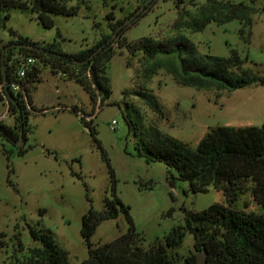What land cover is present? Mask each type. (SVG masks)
<instances>
[{
  "label": "rangeland",
  "instance_id": "rangeland-1",
  "mask_svg": "<svg viewBox=\"0 0 264 264\" xmlns=\"http://www.w3.org/2000/svg\"><path fill=\"white\" fill-rule=\"evenodd\" d=\"M149 0H86L76 14L57 15L55 26L43 27L35 14L10 10L6 28H0V45L13 36L9 30L39 45L55 43L62 51L76 53L111 35L114 20L129 22L132 13L140 12ZM205 0H150L146 14L123 35L127 43L141 37L158 41L179 34L192 40L200 53L228 57L237 50L258 77H264V0L244 2L256 9L250 40L239 34L242 23L234 19L224 24L209 23L200 32L177 29L174 21L184 13H194ZM127 18V19H125ZM245 35V34H244ZM115 38V32L110 36ZM107 65L112 93L92 108L89 94L73 80L41 69L40 81L32 93L39 112L32 111L28 120L25 151L0 137V264H25L33 247L40 243L29 234L30 227L52 231L60 248L67 252L68 264L87 259V246L81 236V218L92 206L101 210L113 190L128 206L132 224L145 248L161 242L170 229L184 222L188 211H199L217 202L225 204L221 190L208 186L205 192H193L187 181L177 178L174 169L161 161L136 155L137 136L129 131L124 115L138 121L139 132L155 127L195 147L214 126H264V84H251L235 90L196 89L176 83L164 68L149 75L154 59L142 51L131 54L117 43ZM144 85L154 94L160 111L151 109L135 90ZM133 92V93H132ZM130 103L129 107L127 104ZM77 107L90 116L97 131L100 147L80 121ZM0 120L13 125L15 116L0 101ZM115 120V124L112 122ZM171 181L173 183H171ZM235 207L260 212L251 190L242 194ZM130 223L124 211L116 218L99 223L93 235L94 245L109 242L128 231ZM194 239L186 233L181 245L168 254L182 261L189 254H200Z\"/></svg>",
  "mask_w": 264,
  "mask_h": 264
},
{
  "label": "trees",
  "instance_id": "trees-1",
  "mask_svg": "<svg viewBox=\"0 0 264 264\" xmlns=\"http://www.w3.org/2000/svg\"><path fill=\"white\" fill-rule=\"evenodd\" d=\"M85 2L0 0V28H6L9 11L13 9L33 13L43 27L51 28L55 26V16H72ZM149 3L150 0L137 14L132 13L127 23L115 20L112 24L114 13H107L106 18L112 25L111 35L115 32V38L102 36L92 46L76 53L64 52L55 43L39 45L10 29L13 37L0 45V101L7 104L8 112L14 114L15 123L9 125L0 120V137L15 146L20 136L27 139L31 129L27 125L30 113L43 110L37 109L32 100L43 67L47 66L53 74H61L79 84L89 94L92 108L97 100L101 104L109 98L112 90L107 65L115 53L111 44L119 37V47L131 54L142 51L146 58L154 59L147 69L149 75L164 68L182 86L230 91L253 83L264 84V77H258L251 69L243 67L245 60L235 49H231L228 57L202 54L196 44L182 34L165 41L141 37L127 43L123 39L124 32L146 14ZM254 12L256 9L244 2L205 0L194 13L181 14L174 21V27L200 32L209 23L224 24L237 19L242 23L240 37L248 43ZM28 58H33L34 62L27 63ZM23 68L25 74L20 75ZM136 91L151 109L160 111L156 96L146 86L139 85ZM130 105L128 103L127 107ZM73 110L80 115V121L100 147L93 120L84 117L92 114L77 107ZM124 118L129 131L137 136V156L161 161L174 169L177 178L187 181L193 192H205L208 186L221 190L225 204L214 202L202 210L188 211L184 222L174 225L163 241L145 248L141 244L144 238L138 240L139 233L133 227L129 207L113 190V197L105 198L101 210L91 206L82 215L80 233L87 246L88 257L81 264H198L196 254H189L182 261L168 254L169 249L181 245L186 233L193 236L194 248L205 254L204 264H264V126L217 125L211 127L195 147H191L155 127L139 132L138 121L129 113ZM16 147L19 154L25 151L24 146ZM247 190H251L254 200L261 206L260 212L235 207ZM119 210L124 211L130 223L128 231L109 242L94 245L91 238L96 227L103 220L116 218ZM29 234L40 246L30 250L25 264H68L67 252L58 246L50 229L30 227Z\"/></svg>",
  "mask_w": 264,
  "mask_h": 264
},
{
  "label": "water",
  "instance_id": "water-1",
  "mask_svg": "<svg viewBox=\"0 0 264 264\" xmlns=\"http://www.w3.org/2000/svg\"><path fill=\"white\" fill-rule=\"evenodd\" d=\"M24 143L22 136H20L19 140L16 142V146H22ZM197 258V262L198 264H204L205 261V254L204 253H200L196 255Z\"/></svg>",
  "mask_w": 264,
  "mask_h": 264
},
{
  "label": "built area",
  "instance_id": "built-area-1",
  "mask_svg": "<svg viewBox=\"0 0 264 264\" xmlns=\"http://www.w3.org/2000/svg\"><path fill=\"white\" fill-rule=\"evenodd\" d=\"M34 62V59L33 58H28L27 59V63H33ZM20 75H24L25 74V69H21ZM15 88H17V85H13ZM114 124L116 123L115 120L112 121Z\"/></svg>",
  "mask_w": 264,
  "mask_h": 264
}]
</instances>
